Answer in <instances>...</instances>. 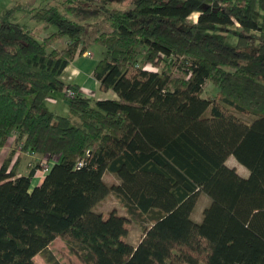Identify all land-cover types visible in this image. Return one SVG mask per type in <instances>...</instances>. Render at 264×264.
I'll return each instance as SVG.
<instances>
[{"label": "trees", "instance_id": "1", "mask_svg": "<svg viewBox=\"0 0 264 264\" xmlns=\"http://www.w3.org/2000/svg\"><path fill=\"white\" fill-rule=\"evenodd\" d=\"M65 1L62 13L32 15L54 28L41 40L0 22V149L14 135L0 164V264H36L37 254L59 264L46 249L55 238L80 264H264V0H128L109 11L126 0ZM94 2L107 30L93 39L103 50L93 77L116 99L77 96L65 116L44 112L53 92L76 90L60 76L88 49L78 22L88 14L77 12ZM18 148L37 158L25 175ZM200 195L209 204L194 223ZM109 196L124 216L94 212ZM132 221L135 246L123 240Z\"/></svg>", "mask_w": 264, "mask_h": 264}, {"label": "rangeland", "instance_id": "2", "mask_svg": "<svg viewBox=\"0 0 264 264\" xmlns=\"http://www.w3.org/2000/svg\"><path fill=\"white\" fill-rule=\"evenodd\" d=\"M126 2H128V0H126L124 2L110 3V5L105 8V10L109 11L112 9H123L124 7H126V5L124 6V4H126ZM57 4H59L58 11L61 13H62L61 9H65L66 7H68V4L65 0H0V22L1 21H7L10 24L25 27L36 40H41V39L49 36L51 33H53L54 28L49 27L48 29H45V24L43 22H36L31 17L38 10H40L44 7H47V6L55 7V6H57ZM80 6L81 7L78 8V12H77L78 16L82 15V14H80L81 11H85L88 14V16L86 18L78 21L79 24L83 27V31L81 34V40L87 45L89 52L91 54L97 56L99 53H103V50L101 47H99L98 45H96L93 42V39L95 38L98 31H106L107 30V21L105 19V14L103 11L96 9L95 6H97V4L95 2L91 8H86L84 5H80ZM15 7H18L20 9L15 10L14 9ZM117 7H120V8H117ZM195 19H196V16H194V15H191L189 17V21H191V22L195 21ZM218 33L219 32L216 29L212 34L216 35ZM225 42H226V44L233 45L234 38L232 36L228 35L225 39ZM64 44H65V40L61 39L58 42H56L53 47L55 49H61L64 46ZM148 70L151 71L153 69L148 66ZM151 72H153V71H151ZM213 93H215V89L207 83L204 84L202 98L209 99ZM58 94H59L58 91L53 92L51 97L56 98L58 96ZM76 96H77V94H76ZM63 105H64V107L66 109V113H67V107L65 104H63ZM50 107L51 106H49L45 101H43V103L41 104L42 111L51 112L54 114V111L51 110ZM237 116L240 117L241 120L243 122H246V123H249L250 121H252L254 119V117H252V116H241V115H237ZM77 125L79 126V122L77 121V119L71 118L70 119V126L78 127ZM12 142H13V140L11 142H10V140H8V142H7V144L10 143V146L8 148L9 150L12 146ZM3 155H5V154H2L0 156L2 157ZM16 156L21 157V156H23V153L15 155V157ZM21 161H22L21 169H19V170H23L22 166H23V164L25 165L24 158H21ZM31 162H32V164H34L36 162V160H34V161L31 160ZM225 165L228 168H230L231 166H239L234 161L233 158H229L225 162ZM239 167H241V166H239ZM24 174H25L24 172L21 173V175H24ZM42 176H43V174L38 173L36 175V178L41 179ZM102 180L107 186L116 185L118 183L117 179L108 173L103 174ZM208 204H209V201L205 196L200 195L198 197L196 205H195L193 212L191 214V221L192 222H194V223L200 222L201 212L204 208H206L208 206ZM111 209H115L117 211L118 215L124 216V213H123L121 207L118 206V203L115 201V199L112 196L107 197L100 204H98L94 208V212L101 213L102 216H104L106 218L108 212H110ZM125 228H126L127 233H128L127 236L125 237V240L127 242H130L131 244H136L137 241L139 240L140 236H141L139 226L135 225V222L132 221L129 224H127L125 226ZM49 250L52 253L51 255L57 261H59L61 264H76V262H77L75 260V258L73 257V255L71 256L70 254H68V249H67L65 243L59 238L54 239L50 243V249ZM36 260L40 261V258L37 257Z\"/></svg>", "mask_w": 264, "mask_h": 264}, {"label": "crops", "instance_id": "3", "mask_svg": "<svg viewBox=\"0 0 264 264\" xmlns=\"http://www.w3.org/2000/svg\"><path fill=\"white\" fill-rule=\"evenodd\" d=\"M193 15L197 16L196 14H193ZM101 56H102V53H99L97 56H95V55L91 54L89 52V50L87 49L86 52L84 54H82L81 56H76L68 64V66L62 71L61 76H60L61 81L64 84H68L70 86H75L76 87L75 93L79 97L94 100V101L115 100L116 97L112 92L108 91L106 93H101L98 91L97 82L94 80V77H93V69H94L95 65L97 64V62L99 61V59L101 58ZM62 98H63V91H59V94L56 98H53L50 96L49 98H47L45 100V102L49 106H51L50 107L51 110L54 111V114L51 112H48V113L53 114V115H57V116H65L67 114L66 109H65L63 102H62ZM9 146H10V143H8L6 146H4L2 149H0V155L5 154L2 157L0 156V164H1L2 160L9 153V149H8ZM21 158H24V162H25V165L23 164V166H22L23 170H19V169H21V163H22ZM31 160L37 161V158L34 156L29 157L26 154H23V156L19 157L18 174L21 175V173H23V172L25 174L27 173V165L28 164L33 165ZM230 168H233L241 178H246L248 175V172L243 167L231 166ZM44 175L41 177V179H37L35 174H34L32 180L30 182V190L41 184ZM111 210H113V209H111ZM102 217H103V219H105L104 216H102ZM190 219H191V215H190ZM195 223H199V222H195ZM123 240L126 241L125 238H123ZM131 245L135 246L136 244H131ZM46 249H47V251H49L51 253V251L49 250L50 244L46 247ZM37 257L40 258V261L36 260ZM33 260L36 264H46L44 259L39 254L35 255L33 257ZM75 260H76V258H75ZM58 263L61 264L59 261H58ZM76 264H80V263L77 261Z\"/></svg>", "mask_w": 264, "mask_h": 264}, {"label": "built area", "instance_id": "4", "mask_svg": "<svg viewBox=\"0 0 264 264\" xmlns=\"http://www.w3.org/2000/svg\"><path fill=\"white\" fill-rule=\"evenodd\" d=\"M143 70H145V71H149V72H150V70H148V66L145 67V68H143ZM151 71L155 72L154 69L151 70ZM74 97H77L75 92H73V91H71V90H65V91H64V96H63V99H62L63 104L68 105V101H69L70 99L74 98ZM13 139H14V136L10 137V138H9L10 142H11ZM19 152H20V148H18V149L16 150L15 155H18ZM28 155L31 156V153L28 154ZM53 163H54L53 161L48 162L46 165L43 166V168H42L41 170H37V171L35 172V176H36L38 173H41V174H43V175L46 174L47 171H48V168H49Z\"/></svg>", "mask_w": 264, "mask_h": 264}]
</instances>
